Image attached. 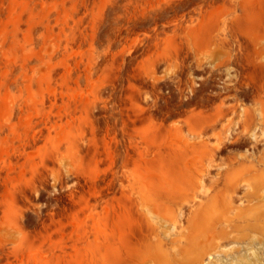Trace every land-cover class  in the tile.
<instances>
[{"label":"rangeland","instance_id":"obj_1","mask_svg":"<svg viewBox=\"0 0 264 264\" xmlns=\"http://www.w3.org/2000/svg\"><path fill=\"white\" fill-rule=\"evenodd\" d=\"M0 264H264V0H0Z\"/></svg>","mask_w":264,"mask_h":264}]
</instances>
